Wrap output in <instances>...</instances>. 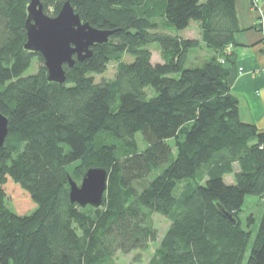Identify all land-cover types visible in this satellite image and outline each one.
<instances>
[{
  "label": "trees",
  "instance_id": "obj_1",
  "mask_svg": "<svg viewBox=\"0 0 264 264\" xmlns=\"http://www.w3.org/2000/svg\"><path fill=\"white\" fill-rule=\"evenodd\" d=\"M64 1L113 32L58 83L24 48L29 0H0V264H117L116 252L158 238L154 213L169 225L146 264H241L248 245L245 264H264V205L253 238L255 218L240 219L247 195L264 197V131L240 120L227 82L235 0H41L43 11ZM156 19L197 21L200 37L155 31ZM201 45L212 54L187 66ZM110 61L112 79L96 81ZM90 167L105 168L106 189L99 206H80L68 178Z\"/></svg>",
  "mask_w": 264,
  "mask_h": 264
},
{
  "label": "water",
  "instance_id": "obj_2",
  "mask_svg": "<svg viewBox=\"0 0 264 264\" xmlns=\"http://www.w3.org/2000/svg\"><path fill=\"white\" fill-rule=\"evenodd\" d=\"M26 42L24 48L38 52L47 70V79L61 83L65 79L63 65L72 66L92 53L91 47L108 40L112 30L99 29L82 22L69 1H64L56 15L43 11L41 0H29L25 20ZM75 56V57H74ZM7 134V118L0 112V146ZM107 172L103 167H90L80 183L71 177L69 199L80 206H99L106 189ZM232 223L235 219L220 208Z\"/></svg>",
  "mask_w": 264,
  "mask_h": 264
},
{
  "label": "crops",
  "instance_id": "obj_3",
  "mask_svg": "<svg viewBox=\"0 0 264 264\" xmlns=\"http://www.w3.org/2000/svg\"><path fill=\"white\" fill-rule=\"evenodd\" d=\"M235 7L240 31L231 48L233 64L227 82L230 92L238 100L240 120L253 123L264 131V42L254 27L257 14L249 8V0H235ZM258 8L264 16V1L258 0ZM206 51L204 56L195 54L193 62L212 54ZM239 67L243 68L242 72L238 71Z\"/></svg>",
  "mask_w": 264,
  "mask_h": 264
},
{
  "label": "rangeland",
  "instance_id": "obj_4",
  "mask_svg": "<svg viewBox=\"0 0 264 264\" xmlns=\"http://www.w3.org/2000/svg\"><path fill=\"white\" fill-rule=\"evenodd\" d=\"M256 4H257V6H255V0H249V8L252 11L256 12V14H257V17L254 21V27L259 30L261 37H262V41L264 42V16H263L260 8H258L257 2H256ZM48 11H49V13L51 12L50 9H48ZM156 22H158V28L155 31L171 33L173 35H180V36L186 37V38L199 39V37H200L199 26H198L197 21H194V20L190 21L188 26L182 30H177V29L171 28V27H169L168 29H164L161 25V23H162L161 19H156ZM233 45H228L224 49L225 53L231 54L232 58H233V53H232L231 48ZM200 47L194 48L190 51V54H189L188 60H187V66L195 63L192 60V58H194L195 54H200V55L204 56L203 54L207 52L206 48L203 45H201ZM147 48L151 51V61L153 63L160 61L158 43L157 42H151L147 45ZM205 58H206V56L204 57V59ZM124 59L129 61L130 57L125 55ZM200 59L204 60L202 58H200ZM220 61L222 62L223 60L220 59ZM198 62H200V61H198ZM231 65L232 64H229L228 67L230 68ZM38 66H39V63H38L37 59H34L30 65V67L24 72V74L27 75V74L35 72L37 70ZM238 71L242 72L243 68L239 67ZM114 73H115V62L110 61L107 65V68H106L104 73L99 74V75H95V80L98 81L101 79H105V80L112 79V77L114 76ZM146 91H147L148 95L151 94V90L147 89ZM140 136H141L140 133L136 134L138 144H139V148L142 149L143 147H145V143L143 142V140L141 139ZM170 141H172V140H170ZM225 178L227 181L231 180V176H226ZM263 205H264V197L259 198V197H256L254 195H247L245 197V202H244L243 210L240 214V219L242 221L243 226L246 227L247 217L249 215H251L255 218L256 221L251 226L252 238L254 235L255 228L258 224V220H259L258 218L261 215ZM10 207L12 208L11 205H10ZM152 219H153V225L158 232V238L155 241L150 242L148 244L147 248L144 250H138L137 249V250H132V251L127 252V253L119 252V251L116 252V254L114 256V260L116 261L117 264H146L149 261V259L153 256V254H154V252H155V250L159 244L161 237L163 236V234L165 233V231L169 225V221L164 216H162L158 213H154L152 215ZM249 250H250V245H248V248L246 249L245 257H244L241 264H245Z\"/></svg>",
  "mask_w": 264,
  "mask_h": 264
},
{
  "label": "built area",
  "instance_id": "obj_5",
  "mask_svg": "<svg viewBox=\"0 0 264 264\" xmlns=\"http://www.w3.org/2000/svg\"><path fill=\"white\" fill-rule=\"evenodd\" d=\"M255 6H257V4H256V0H255Z\"/></svg>",
  "mask_w": 264,
  "mask_h": 264
}]
</instances>
